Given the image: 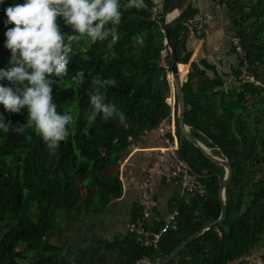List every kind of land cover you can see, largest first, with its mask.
I'll return each mask as SVG.
<instances>
[{
  "label": "trees",
  "instance_id": "trees-1",
  "mask_svg": "<svg viewBox=\"0 0 264 264\" xmlns=\"http://www.w3.org/2000/svg\"><path fill=\"white\" fill-rule=\"evenodd\" d=\"M12 2L0 3V67L7 66L10 55L3 45V33L12 25L3 24V10ZM173 2L144 0V7L136 9L119 0L121 19L115 26L118 39L114 43L111 35L96 42L86 37L75 42L66 73L53 78L51 95L58 112H67L78 97L74 128L55 152L48 151L33 128L25 127L18 134L0 129V264H57L59 249L51 238L61 230L64 216L100 212L122 195L119 166L129 148L143 131L156 130L162 117L169 118L165 102L171 91L168 53L166 68L160 65V56L167 51L162 20ZM220 6L227 11L232 36L244 51L246 78H239L238 58L232 72L236 84L228 87L213 67L192 62L182 90L184 123L189 132L210 148L211 155L224 157L232 169L224 191L225 217L166 264H264V0H220ZM195 14L189 5L170 23L179 65L189 60L185 39L190 26L186 20ZM57 22L61 31L70 30L59 18ZM232 51L235 53L234 48ZM80 69L85 78L74 91L66 86ZM207 71H212V76ZM179 73L182 77V71ZM97 75L116 81L106 88V99L123 114V120L113 117L104 121L97 116L87 121L89 81ZM0 113L13 126L25 123L27 115L25 107L13 113L2 105ZM175 130L178 156L198 176L203 188L187 193L188 198L173 200L170 213L174 212V220L161 234L155 250L141 246L132 232L122 241L108 243L120 250L126 264L155 252L162 259L220 215L218 190L224 168L182 136L177 127ZM137 214L135 206L134 217ZM257 249H261L259 256L253 257Z\"/></svg>",
  "mask_w": 264,
  "mask_h": 264
},
{
  "label": "clouds",
  "instance_id": "clouds-1",
  "mask_svg": "<svg viewBox=\"0 0 264 264\" xmlns=\"http://www.w3.org/2000/svg\"><path fill=\"white\" fill-rule=\"evenodd\" d=\"M125 6L140 9L144 0H126ZM119 7V0H13L4 8L3 24L12 26L3 33V45L10 55L7 66L0 67V81L8 82L0 83V105L13 113L25 107L27 115L25 123L13 126L0 113V129L18 134L25 127L33 128L48 151H56L70 135L74 114L57 111L51 95L53 78L66 73L75 42L85 37L96 42L109 35L113 43L118 39L115 26L121 19ZM58 18L69 31H61ZM136 40L142 43L140 36ZM84 78V70H77L66 87L75 91ZM115 83L113 78L98 75L90 79V111L85 113L88 122L97 116L104 121L113 117L123 120V114L106 99V88Z\"/></svg>",
  "mask_w": 264,
  "mask_h": 264
},
{
  "label": "crops",
  "instance_id": "crops-1",
  "mask_svg": "<svg viewBox=\"0 0 264 264\" xmlns=\"http://www.w3.org/2000/svg\"><path fill=\"white\" fill-rule=\"evenodd\" d=\"M190 5L196 12L194 16L200 20L202 35L196 37L191 27L186 33L185 48L190 56L188 62L181 65L185 68L184 76L191 70L192 62L201 61L215 69L226 87L235 85L232 72L238 59L230 44L232 27L227 11L221 6L214 7L213 0H191ZM207 74L212 76L213 72L207 71ZM168 82L171 91L165 102L169 106V119L175 125L176 94L169 75ZM162 147L163 141L156 130L143 131L119 166L122 195L111 200L100 212L81 211L64 216L61 230L51 238L59 249L57 264H126L120 250L109 247L108 243L122 241L131 233L135 201L145 169L148 166H167V154ZM205 149L210 153V148ZM150 192L151 215L146 222L149 228L156 227L167 218L176 197H189L178 184L156 175L151 179Z\"/></svg>",
  "mask_w": 264,
  "mask_h": 264
},
{
  "label": "built area",
  "instance_id": "built-area-1",
  "mask_svg": "<svg viewBox=\"0 0 264 264\" xmlns=\"http://www.w3.org/2000/svg\"><path fill=\"white\" fill-rule=\"evenodd\" d=\"M214 7L218 8L220 6V0H213ZM155 7L152 8V16L154 19ZM187 24L191 27V30L196 37L202 35V29L200 20L193 16L186 20ZM231 46L235 49V53L239 61H241L239 70L241 71L239 78H246L247 64L243 60L244 51L239 45V40L236 37H231ZM164 45L167 49L166 42ZM167 51L161 53V63L160 65L166 68L165 56ZM156 131L163 141V151L167 154V166L157 167L148 166L144 175L139 183V188L137 192V197L135 201V206L138 209V214L134 217L130 224V231L134 234L136 241L143 247H152L154 250L157 248L160 236L165 232L172 224L174 220V212L170 213L165 219L164 223L158 229H152L147 227L146 222L151 215L152 197L150 192V182L154 175L167 180L173 181L178 184L180 189L186 193H193L194 191H199L203 188V184L199 180L198 176L191 172L188 165L179 158L178 148L179 143L175 135L174 122L168 117H162L157 125ZM159 255L153 253L149 256L147 254H142L138 256L131 264H159Z\"/></svg>",
  "mask_w": 264,
  "mask_h": 264
},
{
  "label": "water",
  "instance_id": "water-1",
  "mask_svg": "<svg viewBox=\"0 0 264 264\" xmlns=\"http://www.w3.org/2000/svg\"><path fill=\"white\" fill-rule=\"evenodd\" d=\"M190 1L191 0H174L172 6L165 13L164 18L162 20V27H163V32L165 34V42L167 46V53H168V60H169V68H170L169 76L174 84L175 94H176V104H177L176 127L182 136H184L188 141H190L195 146L199 147L208 158L217 162L224 168L225 176L220 182L219 190H218L219 198L221 200V212L217 218L207 222L200 229L196 230L191 235H189L187 238H185L183 241H181L179 244H177L168 254H166L162 259H160L159 264H166L172 257H174L182 248H184L189 242H191L194 238H196L200 233H202L206 229H209L210 227H212L213 225H215L216 223L224 219L225 217L224 191L232 177V169L228 161L224 157L220 158V157L211 155L205 149V147L189 132L187 125L184 123L185 104H184L182 83L185 80L186 76L181 77L179 73V69L181 65L177 63V60L175 57V49H174L172 38L169 34V27H170V23L174 19L180 17V15L185 12V10L190 5ZM171 12H176V14L170 18L169 14Z\"/></svg>",
  "mask_w": 264,
  "mask_h": 264
},
{
  "label": "rangeland",
  "instance_id": "rangeland-1",
  "mask_svg": "<svg viewBox=\"0 0 264 264\" xmlns=\"http://www.w3.org/2000/svg\"><path fill=\"white\" fill-rule=\"evenodd\" d=\"M77 102H78V97L76 96L73 100V103L72 105L67 108V112H71L74 114V122H75V116H76V105H77ZM74 122L71 124L70 126V129H73L74 128ZM261 252V249H257L253 252V257L255 256H259V253Z\"/></svg>",
  "mask_w": 264,
  "mask_h": 264
},
{
  "label": "bare ground",
  "instance_id": "bare-ground-1",
  "mask_svg": "<svg viewBox=\"0 0 264 264\" xmlns=\"http://www.w3.org/2000/svg\"><path fill=\"white\" fill-rule=\"evenodd\" d=\"M175 14H176V12H171V13L169 14V17L171 18V17H173ZM179 70L182 71V76H183V74L185 73V71H184L181 67H180Z\"/></svg>",
  "mask_w": 264,
  "mask_h": 264
}]
</instances>
